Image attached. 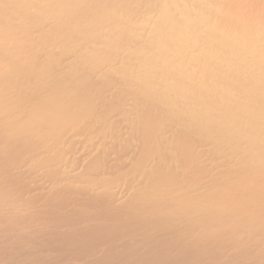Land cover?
I'll use <instances>...</instances> for the list:
<instances>
[{"label": "bare ground", "instance_id": "6f19581e", "mask_svg": "<svg viewBox=\"0 0 264 264\" xmlns=\"http://www.w3.org/2000/svg\"><path fill=\"white\" fill-rule=\"evenodd\" d=\"M0 264H264V0H0Z\"/></svg>", "mask_w": 264, "mask_h": 264}]
</instances>
